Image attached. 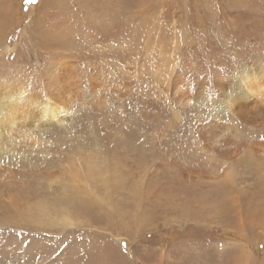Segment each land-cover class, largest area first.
Masks as SVG:
<instances>
[{
  "label": "rangeland",
  "instance_id": "obj_1",
  "mask_svg": "<svg viewBox=\"0 0 264 264\" xmlns=\"http://www.w3.org/2000/svg\"><path fill=\"white\" fill-rule=\"evenodd\" d=\"M2 103L0 264H264V0H0Z\"/></svg>",
  "mask_w": 264,
  "mask_h": 264
},
{
  "label": "bare ground",
  "instance_id": "obj_2",
  "mask_svg": "<svg viewBox=\"0 0 264 264\" xmlns=\"http://www.w3.org/2000/svg\"><path fill=\"white\" fill-rule=\"evenodd\" d=\"M256 80L257 79L255 78L251 79L247 72H244L241 78L243 87L246 89V93L250 97L259 95L263 91L262 85H257L255 83ZM12 96L10 95V98ZM58 103L48 102L45 105L44 111L39 113L40 118L44 120L46 119L54 120V119L60 118L64 114L65 108L62 105V103L60 104ZM231 104L232 103L226 104V107L230 108ZM26 115H27V111L22 113L18 105L3 104V103L0 104V158L2 156H5L6 158H13L14 155L7 153V151H5L4 149V146H6L5 144L7 143H11L12 145L13 143H15L14 142L15 138H13V135L17 136L18 134H20V133L15 132V125L18 123L17 121H19V118H24ZM19 127L21 128V126Z\"/></svg>",
  "mask_w": 264,
  "mask_h": 264
}]
</instances>
